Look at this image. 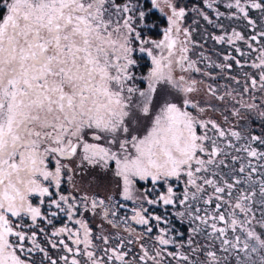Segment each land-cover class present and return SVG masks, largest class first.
<instances>
[{"label": "snow or ice", "instance_id": "6c2138e0", "mask_svg": "<svg viewBox=\"0 0 264 264\" xmlns=\"http://www.w3.org/2000/svg\"><path fill=\"white\" fill-rule=\"evenodd\" d=\"M0 264H264V0H0Z\"/></svg>", "mask_w": 264, "mask_h": 264}]
</instances>
